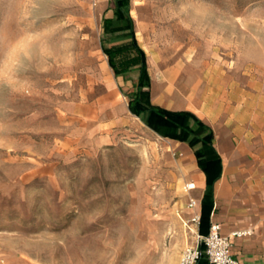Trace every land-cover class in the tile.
I'll return each instance as SVG.
<instances>
[{
	"label": "rangeland",
	"instance_id": "1",
	"mask_svg": "<svg viewBox=\"0 0 264 264\" xmlns=\"http://www.w3.org/2000/svg\"><path fill=\"white\" fill-rule=\"evenodd\" d=\"M132 11L152 82L197 77L205 112L245 116L264 159V0ZM113 15V0H0V264H179L198 245L193 164L129 111L138 72L116 79L101 45L122 42L103 35Z\"/></svg>",
	"mask_w": 264,
	"mask_h": 264
},
{
	"label": "crops",
	"instance_id": "2",
	"mask_svg": "<svg viewBox=\"0 0 264 264\" xmlns=\"http://www.w3.org/2000/svg\"><path fill=\"white\" fill-rule=\"evenodd\" d=\"M153 84L154 82L151 87V99L155 106L171 111L192 112L212 128L214 147L222 159V176L214 184V209L210 224H220L222 234L231 237V253L241 264H264V159L259 147L260 141L254 137L255 131L248 128L245 116L229 114L224 108L216 115L206 113L201 101V90L196 100L198 109L192 110L188 108L185 100L183 104L171 102L173 90L170 93L164 91V99L155 101L159 96H154ZM167 140L172 150L179 152L187 163L193 164L194 170L190 171V179L184 183V186L190 182L195 184V189L187 194V205L190 198L196 202L195 210L187 207L186 218L189 221L193 212L202 213V200L207 189L206 175L200 170L194 150L188 144ZM245 231H250V234L233 236V233Z\"/></svg>",
	"mask_w": 264,
	"mask_h": 264
},
{
	"label": "trees",
	"instance_id": "3",
	"mask_svg": "<svg viewBox=\"0 0 264 264\" xmlns=\"http://www.w3.org/2000/svg\"><path fill=\"white\" fill-rule=\"evenodd\" d=\"M113 2L114 15L103 19V35H114L122 42L108 47L102 40V50L116 77H124L132 71L138 72L134 85L136 91L130 94V112L162 138L186 143L194 150L198 166L205 173L207 181L199 226L200 235L206 236L214 209V184L222 176V159L214 147V132L192 112L171 111L152 103V80L147 55L136 37L135 22L131 16V0ZM201 249L203 251V246ZM197 264H209L204 253Z\"/></svg>",
	"mask_w": 264,
	"mask_h": 264
},
{
	"label": "built area",
	"instance_id": "4",
	"mask_svg": "<svg viewBox=\"0 0 264 264\" xmlns=\"http://www.w3.org/2000/svg\"><path fill=\"white\" fill-rule=\"evenodd\" d=\"M195 189V184L190 182L184 186V191L189 195ZM188 209L195 210L196 202L190 198L187 205ZM191 225L200 226L201 214L193 212L188 221ZM250 231L236 232L233 236L249 235ZM203 246V251L201 249ZM232 242L231 237L222 234V227L218 223H213L210 226L209 233L206 236L198 234V245L195 247L186 248L180 259L179 264H197L202 253L205 254L209 264H241L231 253Z\"/></svg>",
	"mask_w": 264,
	"mask_h": 264
},
{
	"label": "bare ground",
	"instance_id": "5",
	"mask_svg": "<svg viewBox=\"0 0 264 264\" xmlns=\"http://www.w3.org/2000/svg\"><path fill=\"white\" fill-rule=\"evenodd\" d=\"M134 8V7H133ZM132 16L135 18L137 15L135 11H132ZM137 21V20H136ZM139 31V30H138ZM172 32V31H171ZM171 34V33H170ZM169 34V36H170ZM161 35V34H160ZM140 36V35H139ZM173 38V37H172ZM195 39V38H194ZM173 40V39H172ZM171 42V41H170ZM186 55V54H185ZM187 56V55H186ZM183 57V56H182ZM189 57V56H188ZM192 58V57H190ZM185 59V58H184ZM191 61V60H190ZM189 61V62H190ZM178 62V61H177ZM187 62V61H186ZM201 63V62H200ZM163 64V63H162ZM158 66V70L162 71L163 65ZM191 64V63H190ZM196 65V64H195ZM188 66V65H187ZM203 66V65H202ZM105 68V67H104ZM193 68V67H192ZM106 69V68H105ZM195 69V68H193ZM154 70V69H153ZM165 71V70H164ZM153 72V71H152ZM179 75V74H178ZM156 79V78H155ZM105 80V79H104ZM109 81V80H108ZM200 82H198V78L194 77L190 74L183 75L177 82L175 87L172 89V87H168L166 83L164 82L163 78L158 79L154 81L153 84V94L154 96H159V98L155 101H160L164 99L163 93L166 91L167 93H170L172 90V103L178 102L179 104H183V100L187 102L188 108L192 110H197L198 107L196 105V100L200 96V92L202 91L200 88ZM114 89V88H113ZM108 90V89H107ZM201 90V91H200ZM105 94V93H104ZM87 95V94H85ZM86 97V96H85ZM107 98V97H106ZM125 99V98H124ZM120 101V100H119ZM109 105V104H108ZM116 106V105H115ZM109 109V108H108ZM86 115V114H85ZM124 117V116H123ZM127 117V116H126ZM125 117V118H126ZM122 118V117H121ZM136 119H139L135 117ZM123 119V118H122ZM132 121V119H130ZM122 121V120H121ZM124 122V121H123ZM134 123V122H133ZM123 124V123H122ZM127 126V125H126ZM198 179V177H196ZM184 180V178H183ZM197 183V182H196ZM198 187V184H197Z\"/></svg>",
	"mask_w": 264,
	"mask_h": 264
}]
</instances>
